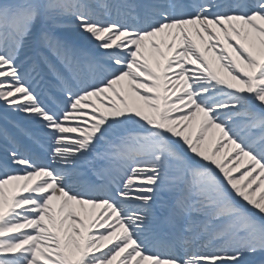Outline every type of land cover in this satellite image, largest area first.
<instances>
[{
	"label": "snow or ice",
	"instance_id": "snow-or-ice-1",
	"mask_svg": "<svg viewBox=\"0 0 264 264\" xmlns=\"http://www.w3.org/2000/svg\"><path fill=\"white\" fill-rule=\"evenodd\" d=\"M0 264H264V0H0Z\"/></svg>",
	"mask_w": 264,
	"mask_h": 264
},
{
	"label": "bare ground",
	"instance_id": "bare-ground-1",
	"mask_svg": "<svg viewBox=\"0 0 264 264\" xmlns=\"http://www.w3.org/2000/svg\"><path fill=\"white\" fill-rule=\"evenodd\" d=\"M3 122L2 121H0V124H2Z\"/></svg>",
	"mask_w": 264,
	"mask_h": 264
}]
</instances>
